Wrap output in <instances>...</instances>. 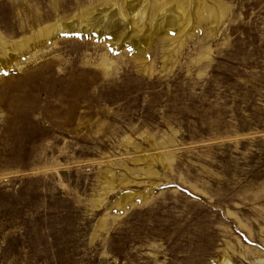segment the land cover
<instances>
[{
	"label": "rangeland",
	"instance_id": "1",
	"mask_svg": "<svg viewBox=\"0 0 264 264\" xmlns=\"http://www.w3.org/2000/svg\"><path fill=\"white\" fill-rule=\"evenodd\" d=\"M223 259L264 264V0H0V264Z\"/></svg>",
	"mask_w": 264,
	"mask_h": 264
},
{
	"label": "bare ground",
	"instance_id": "2",
	"mask_svg": "<svg viewBox=\"0 0 264 264\" xmlns=\"http://www.w3.org/2000/svg\"><path fill=\"white\" fill-rule=\"evenodd\" d=\"M173 20H174V17H166L165 19L158 18L156 20V24H157V26H161L162 25L161 27H163V25L170 26L171 23L173 22ZM117 26H118V24L115 25L116 28H118ZM225 263H228V261L223 259L221 264H225Z\"/></svg>",
	"mask_w": 264,
	"mask_h": 264
}]
</instances>
